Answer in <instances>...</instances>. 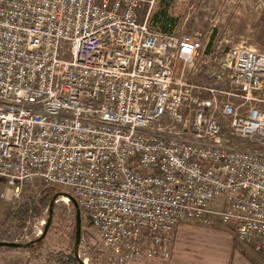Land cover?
I'll list each match as a JSON object with an SVG mask.
<instances>
[{
    "label": "built area",
    "instance_id": "obj_1",
    "mask_svg": "<svg viewBox=\"0 0 264 264\" xmlns=\"http://www.w3.org/2000/svg\"><path fill=\"white\" fill-rule=\"evenodd\" d=\"M146 1L0 0L4 197L65 189L116 264L166 260L180 222L213 217L264 252V52L216 51L193 83L209 39L155 27Z\"/></svg>",
    "mask_w": 264,
    "mask_h": 264
},
{
    "label": "rangeland",
    "instance_id": "obj_2",
    "mask_svg": "<svg viewBox=\"0 0 264 264\" xmlns=\"http://www.w3.org/2000/svg\"><path fill=\"white\" fill-rule=\"evenodd\" d=\"M149 6L150 3L147 0L141 8L142 15L147 13ZM163 9H167L169 14L177 20L172 30L194 33L205 41L208 39L212 41L208 56L186 67V78L193 83L203 82L202 75L206 74L209 69L206 70V68L214 63V56H220L222 50L233 45H244L264 52V0H154L151 8L152 20H154V14ZM154 26L162 29L159 23H154ZM219 50L220 52L216 54ZM202 71L204 72L201 74ZM248 146L259 148L264 152V147ZM6 187L5 179L0 176V223L4 218L5 208L18 206L21 201L36 194L42 187H45L52 197L58 192H67L61 187L57 188L35 180L24 185L21 199L13 203V200H10L13 194L12 188L7 190L4 197ZM210 207L221 210L225 204L222 199H216ZM48 217V208L32 217L15 241L28 242L39 237ZM81 218L82 239L79 253L83 261L86 264H116L108 257L107 249L96 228L82 210ZM187 221L210 226L217 232L228 230L232 232L231 226L223 223L218 217H213L210 224L197 219L183 222ZM75 225L73 203L64 196L59 197L55 203L46 236L40 241L36 251L33 252L27 248L0 247V264H61L57 260V254L62 252L68 255L74 251ZM195 237L205 239L208 236L197 231ZM214 237V234L210 235V238ZM77 264H79L78 261Z\"/></svg>",
    "mask_w": 264,
    "mask_h": 264
},
{
    "label": "crops",
    "instance_id": "obj_3",
    "mask_svg": "<svg viewBox=\"0 0 264 264\" xmlns=\"http://www.w3.org/2000/svg\"><path fill=\"white\" fill-rule=\"evenodd\" d=\"M197 231L208 237H195ZM232 232H217L210 226L190 221L180 222L172 235L166 260L138 257L127 264H264V252L255 251L251 244L239 242ZM211 234L215 237L210 238Z\"/></svg>",
    "mask_w": 264,
    "mask_h": 264
},
{
    "label": "trees",
    "instance_id": "obj_4",
    "mask_svg": "<svg viewBox=\"0 0 264 264\" xmlns=\"http://www.w3.org/2000/svg\"><path fill=\"white\" fill-rule=\"evenodd\" d=\"M153 21L161 24L163 30L170 31L177 24V20L169 14L167 9L157 11L154 14ZM211 47L212 41H209L208 53L211 51ZM51 199L50 193L47 192L45 187H42L36 194L30 195L29 198L21 201L18 206L5 208L4 218L0 223V240L15 241L22 234L23 228L32 217L41 214L46 208L49 209ZM39 243L32 244L27 249L35 252ZM56 257L61 264H77L78 261L74 251L68 255L59 252Z\"/></svg>",
    "mask_w": 264,
    "mask_h": 264
},
{
    "label": "water",
    "instance_id": "obj_5",
    "mask_svg": "<svg viewBox=\"0 0 264 264\" xmlns=\"http://www.w3.org/2000/svg\"><path fill=\"white\" fill-rule=\"evenodd\" d=\"M64 196L69 198V200L73 203L74 208H75V218H76V225H75V244H74V253H75V257L78 260L79 264H86L83 259L80 257V243H81V239H82V218H81V209L78 206L76 200L70 196L68 193L66 192H58L56 193L49 204V217L48 220L46 222V225L44 227V230L42 231V234L37 237L34 240L28 241V242H21V241H8V240H0V247H10V248H27L32 244L38 243L40 241L43 240V238L46 236V233L48 231V227L50 225L51 219H52V215L54 212V207H55V203L56 201L59 199V197Z\"/></svg>",
    "mask_w": 264,
    "mask_h": 264
},
{
    "label": "bare ground",
    "instance_id": "obj_6",
    "mask_svg": "<svg viewBox=\"0 0 264 264\" xmlns=\"http://www.w3.org/2000/svg\"><path fill=\"white\" fill-rule=\"evenodd\" d=\"M64 199V198H63Z\"/></svg>",
    "mask_w": 264,
    "mask_h": 264
}]
</instances>
